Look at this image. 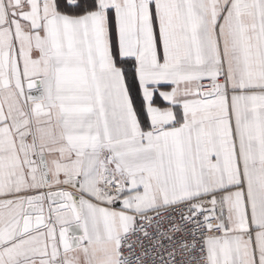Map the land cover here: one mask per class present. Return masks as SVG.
Instances as JSON below:
<instances>
[{"label": "snow or ice", "instance_id": "obj_1", "mask_svg": "<svg viewBox=\"0 0 264 264\" xmlns=\"http://www.w3.org/2000/svg\"><path fill=\"white\" fill-rule=\"evenodd\" d=\"M0 264H264V0H0Z\"/></svg>", "mask_w": 264, "mask_h": 264}]
</instances>
